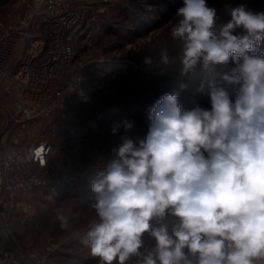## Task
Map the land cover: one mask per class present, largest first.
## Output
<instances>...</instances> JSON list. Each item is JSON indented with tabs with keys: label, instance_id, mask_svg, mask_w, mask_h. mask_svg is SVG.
I'll return each instance as SVG.
<instances>
[{
	"label": "clouds",
	"instance_id": "obj_1",
	"mask_svg": "<svg viewBox=\"0 0 264 264\" xmlns=\"http://www.w3.org/2000/svg\"><path fill=\"white\" fill-rule=\"evenodd\" d=\"M225 11L218 22L208 0H183L166 25L182 75L234 65L197 89L210 106L193 99L185 109L179 93H165L145 136L128 135L134 121L113 124L124 135L91 185L98 219L86 235L98 264H264V11ZM160 63L163 73L174 62L162 51ZM55 218L68 227L62 210Z\"/></svg>",
	"mask_w": 264,
	"mask_h": 264
},
{
	"label": "rangeland",
	"instance_id": "obj_2",
	"mask_svg": "<svg viewBox=\"0 0 264 264\" xmlns=\"http://www.w3.org/2000/svg\"><path fill=\"white\" fill-rule=\"evenodd\" d=\"M83 1L98 14L101 27L86 57L87 71L92 73L94 82H84L74 97V105L77 114L89 120L90 135L94 145L100 148V154L93 162L65 173L58 186L36 189L29 200L30 207L14 224L12 235L7 240L0 239V249L6 243L13 253L19 252L25 258L33 253L42 254L49 245H55L47 264H98V258L90 253L86 235L90 224L98 219L93 207L95 194L84 182V177L93 182L106 170L107 163L115 159L113 150L118 148L124 135L123 128L112 134L111 128L116 121H134L135 127L128 133L132 137L145 136L149 123L123 117L120 110L138 107L158 92L159 83L155 77L159 74L175 78L172 88L179 93L182 108L191 107L193 99L208 107V98L197 89L202 82L205 89L209 81L222 82V75L231 74L234 67L231 63L227 67L210 66L208 69L197 65L187 74L180 73L176 57L180 43L171 38L166 25L173 19L176 9L183 5V0ZM208 3L216 8L218 22L229 19L226 5L235 7L243 3L253 11H264V0H208ZM23 6V0H0V20L9 22ZM261 48L264 49V44ZM162 51H167L174 62L163 73ZM145 57H150L153 63H145ZM129 64L134 65V73L129 72ZM16 92V87L12 92L2 90L0 100L10 104L17 97ZM57 209L68 217L67 228H61L56 220ZM168 222L171 226L173 218L169 217ZM143 240L146 249L154 246L149 234H144ZM127 264H137V258L132 257Z\"/></svg>",
	"mask_w": 264,
	"mask_h": 264
},
{
	"label": "built area",
	"instance_id": "obj_3",
	"mask_svg": "<svg viewBox=\"0 0 264 264\" xmlns=\"http://www.w3.org/2000/svg\"><path fill=\"white\" fill-rule=\"evenodd\" d=\"M23 1L12 20H0V94L17 91L10 104L0 100L2 240L36 189L58 186L65 173L100 154L89 120L74 105L101 27L98 14L83 0ZM54 248L25 258L5 243L0 264H47Z\"/></svg>",
	"mask_w": 264,
	"mask_h": 264
},
{
	"label": "trees",
	"instance_id": "obj_4",
	"mask_svg": "<svg viewBox=\"0 0 264 264\" xmlns=\"http://www.w3.org/2000/svg\"><path fill=\"white\" fill-rule=\"evenodd\" d=\"M136 70L134 69L133 64H129V72L134 73ZM86 82H94V78L91 77V72L87 71V68L85 70ZM90 74V75H89ZM155 80L159 83L158 85V92L153 94L152 97L148 98L147 100L143 101L142 104L138 107L136 106H128L123 107L120 110V115L123 117H130L137 119L139 121H148V110L149 108L165 93H175L174 89L172 88V85L175 83V78L172 76H169L167 74H159L155 77ZM84 182L87 185H92V180L88 177H84ZM58 200H60V196L57 197Z\"/></svg>",
	"mask_w": 264,
	"mask_h": 264
}]
</instances>
